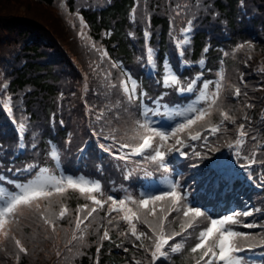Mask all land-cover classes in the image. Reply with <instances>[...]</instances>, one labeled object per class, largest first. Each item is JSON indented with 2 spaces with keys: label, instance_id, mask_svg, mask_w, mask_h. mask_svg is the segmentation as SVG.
I'll return each instance as SVG.
<instances>
[{
  "label": "trees",
  "instance_id": "16d2710c",
  "mask_svg": "<svg viewBox=\"0 0 264 264\" xmlns=\"http://www.w3.org/2000/svg\"><path fill=\"white\" fill-rule=\"evenodd\" d=\"M192 2L139 0L137 4V0H0V83H8V89L0 99L6 101L11 96L17 123L24 117L28 118L25 121L28 131L24 134L26 147L21 152L14 125L5 112L0 111V145L5 149L0 152V157L7 154L0 168L5 170V176L16 179L12 172L7 171L10 164L15 170L30 162L37 163L49 167L50 174L63 173L74 178L98 180L104 197L112 195L116 198L131 195L138 199L141 194L163 191L172 180L178 181L188 199L201 207L206 216L195 219L194 228L188 230L191 238L185 241L183 237H176L170 241V244L181 242L184 245L180 253L172 254L165 246L172 259L164 261L160 258L156 264H195L199 253L190 254L189 249L196 242L199 230L209 224V218H221L233 210L260 209L250 217H234L238 224L227 227L249 234L247 240L237 238V242L245 248L253 243L264 246V233L259 227H243L247 222L264 225V187L258 186L264 165H253L250 177L239 167L243 161H237L227 147H221L218 152H208L202 141H190L191 147L184 149L186 157L176 152L167 155L169 171L164 172L155 163L139 156L131 157L128 162L112 158L98 146L109 141L92 135L93 130L101 126L94 113L103 109L106 121H111L105 122V133L115 128L121 143H132L126 137L132 134L135 120L143 119L140 114L143 106L139 101L134 105L127 104L121 87L122 79H127L129 89L132 88V79H135L137 94L141 91L149 94L144 103L149 108L158 107L159 114L150 117L157 127L168 130L182 119L178 112L194 103L196 95L181 96L173 89H165L155 83L162 77L163 61L164 64H171V70L181 77L182 84L201 71L203 80H215L218 78L215 74L223 67L225 80L218 103L222 102L226 110L231 109L230 115L235 116L236 125L226 122L227 133L210 136L209 142L217 141L218 137L220 143H223L224 137L234 141L238 135L237 125L243 123L248 133L243 154L250 153L256 144L251 139L252 135L264 145V0H243V7L240 0H202L204 7L194 8V18L192 11H184L185 6H191ZM22 6L23 10L20 9ZM133 7L136 8L135 21L130 16ZM176 11H181V15H176ZM81 16L87 25L83 38L79 34ZM189 19H192L193 25L189 34L191 42L185 46L184 55L180 57L175 44L183 39L180 29ZM145 30L150 33V38H145ZM248 41L254 43L253 50L234 51L239 43ZM148 47L153 49L156 60L155 75L150 73L147 64ZM206 47L207 53L204 52ZM97 49L106 51L107 56L101 59L102 52ZM224 52H228L229 56L224 57ZM249 55L252 57L250 60ZM182 59L189 64L183 65ZM201 59L205 61L204 65L199 64ZM112 62L121 67H112ZM121 68L132 79L122 76ZM241 75L244 83H241ZM112 84L116 87H111ZM197 86H200L199 83ZM233 86L241 87L239 98L234 97ZM244 92L247 96L243 95ZM153 99L160 100V104H153ZM248 103L253 107H245ZM117 111L119 120L113 117ZM245 113L249 117L247 121L243 119ZM211 120L214 124L218 123L219 114L214 112ZM198 127L199 122L191 131L194 133ZM187 135V132L183 133L182 138L187 139ZM34 142L35 149L31 147ZM54 146L59 149L60 161L50 158ZM257 151L260 153L257 159H264V148ZM193 152H200L205 158L194 157ZM194 164L197 166L193 167ZM226 169L231 171L229 180L218 181V177L226 176ZM129 172L131 176L126 179ZM8 189L11 190V186ZM93 194L103 198L99 193ZM64 203L70 210V216L59 222V235L53 239H44L45 233L36 226L31 214L25 213L21 218L22 239L30 255H22L20 264H96L99 236L95 230L101 223L106 224V220L101 219L105 212L98 211L93 214L94 219L89 218L85 222L91 223L85 239L74 241L72 251L68 252L65 245L75 227L72 221L76 209L85 203L90 204V201L85 200L77 189L70 188L65 193ZM107 207L105 205V210ZM112 216L117 214L114 212ZM176 216L177 213H172L169 220ZM182 220L181 216L170 227L166 226L167 230L179 231ZM117 222L118 228L115 227ZM134 223L138 233L148 231L145 225L137 221ZM108 227L112 241L123 244L118 248L115 243L103 241L99 264H135L136 260L140 264H149L150 254L144 248L132 246L133 242L139 245L140 241H136L130 232L127 238L119 236L121 231H128L126 221L118 219ZM102 231L101 228L99 234ZM48 234L52 235L50 230ZM141 239L146 247L151 246V241ZM6 247L9 253L14 251L10 243L6 242ZM125 247L129 249L127 252ZM57 250L61 253L59 257ZM253 251L257 257H252L251 252L248 256L257 259L259 264L260 247ZM0 264H14V260L0 251Z\"/></svg>",
  "mask_w": 264,
  "mask_h": 264
},
{
  "label": "snow or ice",
  "instance_id": "6c2138e0",
  "mask_svg": "<svg viewBox=\"0 0 264 264\" xmlns=\"http://www.w3.org/2000/svg\"><path fill=\"white\" fill-rule=\"evenodd\" d=\"M139 0H137V4ZM200 6L204 7L202 0H193L191 6H185L184 11H192L194 18V8ZM240 6L243 7V0H240ZM211 7V5H208ZM136 8L133 7L130 12V16L135 21ZM176 15H181V11H176ZM150 22V17H148ZM87 25L83 21V17H80V36L83 38L84 29ZM193 30L192 19L187 21V24L180 29L183 39L177 40L175 47L178 49V55L183 57L185 46L190 44L189 34ZM111 33H106L110 35ZM172 33H170L171 35ZM145 38H150V33L144 31ZM173 39L175 37L173 36ZM95 48V43L92 44ZM255 48L254 43L251 41L241 42L236 46L234 51L241 49H248L249 51ZM101 59L107 56V52L101 49ZM208 48L204 49L207 53ZM224 57L229 56L228 52L223 53ZM251 55L248 56L250 60ZM110 59V58H109ZM183 65H188L189 62L181 60ZM247 63V61H246ZM147 64L156 71V60L153 56V49L147 48ZM200 65H204L205 61L201 59ZM224 61H221V65ZM112 67H121L118 63L112 62ZM162 77L157 79L155 83L162 86L165 89H173L181 96H188L195 94V102L190 104L186 109L178 112V115L182 117L178 122L174 123L168 130H163L157 127L151 116L159 114L157 108H149L144 103L145 99H149V94L145 91H141L137 94V81L132 79L123 68H121L122 76H127L128 79H132V88L129 89L127 79L121 80V87L126 94V101L129 105H134L139 101L143 106L142 112L143 119L135 120V127L131 130L132 134L127 136V140L132 143H121L116 136V129L112 128L106 134L104 131L105 122L111 123L110 120L106 121L105 112L103 109H99L94 113L95 120L100 123V128L95 129L92 132L93 136L102 138L109 141L108 144H99V148L108 153L109 156L116 160H122L128 162L133 156L142 157L144 160L155 163L164 172L169 171L168 163L166 162L167 155L172 152H176L181 157H186L187 153L185 148L191 147L190 141H202L203 146L208 152H218L221 147H227L228 150L234 155L237 161H243L239 163V167L245 171L250 177L252 175L251 169L253 165H264V159L258 160L257 156L260 154L257 149L264 148L255 135L251 136L253 141H256L253 150L248 154H243V148L246 143L248 133L245 131V125L243 123L237 125V138L232 141L226 137L223 138V143L219 142V137L215 142H209V137H217L218 133H227L228 128L226 122L236 125V118L230 115L231 109H225L221 101V94L223 89V81L225 80V69L221 67L215 74L218 78L215 80H203V71L197 74L195 77L189 79L186 84H182L181 77L174 71H172L171 64H164L161 61ZM264 71V69H262ZM241 83H244L243 76L240 77ZM199 83V87L197 86ZM210 85L212 86L210 90ZM111 87L115 88L116 85L112 84ZM233 95L239 98L241 93L240 86H233ZM8 89V83H0V97H2ZM247 96V92L243 93ZM152 103L155 105L160 104V100L153 99ZM170 103V102H169ZM245 107L252 108L253 105L248 103ZM0 111H4L10 118L11 123L14 125L17 131L18 148L25 149L26 145L23 143L24 134L28 131L27 123L28 118L24 117L23 120L17 123V120L13 114L11 107V96H8L6 101L0 99ZM91 111V109H90ZM111 111V109L109 110ZM218 113L220 120L218 123H213L211 116L213 113ZM113 117L116 120L120 119L119 112H114ZM243 119L249 120V117L245 113ZM199 122V127L193 133L191 130L194 125ZM63 125V121H60ZM187 132V139L182 138V134ZM204 133H207L206 135ZM35 139V133H33ZM169 140L172 142L169 143ZM70 142V141H69ZM155 145V146H154ZM31 147L36 148L34 142ZM130 149V151H125ZM4 146L0 145V152H4ZM83 151V149H81ZM194 157L204 159L205 155L200 152H193ZM7 158V154L4 157H0V165L3 160ZM50 158H54L56 161H60L59 149L55 146L51 149ZM14 163V161L12 162ZM197 165H193L196 167ZM8 172H12L16 179L5 176V170L0 168V251L5 252L10 259L14 260V264H20L21 256L30 255L29 248L25 246L22 239L23 229L21 227V218L25 216V213H29L33 216L36 226L42 228L45 233L44 239H53L59 235L58 229L61 227L60 221H65L70 216V210L64 203L65 193L68 189H77L85 200L90 201L79 206L76 209V215L74 217V229L72 230L71 239L67 242L65 247L68 252L72 251V243L76 240H84L87 234V229L91 227V223L85 222L89 218H93L94 213L98 211H104L105 216L102 220H106V224L101 223L95 230L99 236V244L96 249V264H99V252L103 247V241H112L110 236L109 225H113L114 221L123 219L129 225L128 231H121L119 236L128 237L130 232L136 241H140L137 245L133 242V248H144L146 253L150 254L149 264H156V261L163 258L164 261H169L172 257L169 251L165 250V246H168L170 253L178 254L183 250L184 245L181 242L170 244V241H174L176 237H183L186 241L191 238L189 229L194 228L195 219L198 217L206 216V213L202 211L201 207L192 204L188 199L187 194L183 192L181 184L172 180L169 182L163 191L154 194H141L140 197L134 198L131 195H125L123 198H116L112 195L104 197L101 183L97 181L85 180L84 178H74L72 175H65L63 173L59 175L50 174L49 167L40 166L37 163H27L24 167L13 170L11 164L7 168ZM131 173L125 178H130ZM262 178L259 183V187H264V173L261 174ZM20 177H23L22 179ZM218 181H228L229 177H218ZM11 186V190L8 189ZM93 193H99L101 197ZM105 205L107 209L105 210ZM58 209V211H57ZM260 209L252 208L245 209L243 212L233 210L231 214L224 215L221 218H209V224L203 229L199 230L196 242L189 249L190 254L199 253L195 257V264H215V262H222V264H258L257 259H250L248 253L251 252L252 257H257V253L253 251L254 248L260 247L259 251V264H264V246H260L258 243L249 244L245 248L242 244L237 242V238L243 237L246 240L250 238L248 233H244L238 230H233L227 225L238 224V221L234 217L244 216L250 217L254 213L259 212ZM116 213L117 216L113 217L112 213ZM177 213V216L172 221L169 220V216L172 213ZM182 222L179 225V231H168L167 227H170L175 220L181 219ZM134 221L139 222L146 226L148 231H137V224ZM82 225L84 227H82ZM31 227V225H28ZM118 228V222L115 224ZM244 228L253 229L259 227L261 232L264 233V225H258L253 222H247L243 224ZM103 229L102 234L100 229ZM49 230L52 235H49ZM65 231H67L65 229ZM77 233L80 235L78 236ZM187 233V235H185ZM213 233L215 237L213 238ZM145 238L151 241V246L146 247L141 238ZM254 239V237H251ZM6 242L10 243L14 251L8 252ZM123 242L115 243L116 247H122ZM129 249L124 248L127 252ZM56 255L59 257L61 253L56 251ZM86 255V253H81ZM135 264H140L139 260L135 261Z\"/></svg>",
  "mask_w": 264,
  "mask_h": 264
},
{
  "label": "rangeland",
  "instance_id": "374dc122",
  "mask_svg": "<svg viewBox=\"0 0 264 264\" xmlns=\"http://www.w3.org/2000/svg\"><path fill=\"white\" fill-rule=\"evenodd\" d=\"M20 9L23 10L24 9V6H22Z\"/></svg>",
  "mask_w": 264,
  "mask_h": 264
}]
</instances>
